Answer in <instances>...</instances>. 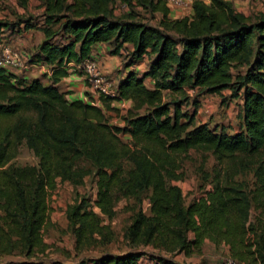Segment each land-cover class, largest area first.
<instances>
[{
    "label": "trees",
    "instance_id": "1",
    "mask_svg": "<svg viewBox=\"0 0 264 264\" xmlns=\"http://www.w3.org/2000/svg\"><path fill=\"white\" fill-rule=\"evenodd\" d=\"M30 1L17 3L27 9ZM116 1L161 14L159 26L131 14L116 17ZM37 2L44 10L46 40L31 63L52 67L49 84H43L46 75L29 82L0 67V255L18 251L30 259L44 253L50 193L59 182L82 183L93 173L101 215L108 220L117 215V192L139 202L149 192L150 214L136 211L125 231L126 253L50 264H140L149 256L141 247L189 257L206 243L228 247L237 264H264V221L252 220L253 208H264V13L252 22L224 0H193L192 17L172 20L164 0ZM56 24L59 29L53 31ZM11 26L0 22V34ZM98 44H108L114 56H126L117 96L99 95L100 104L93 97L69 100L60 87L69 64L91 58ZM146 60V70H138ZM187 89L197 97L231 90V97L242 101L239 131L195 125L200 104L193 101V114L183 110L190 100ZM165 92L179 101L166 102ZM114 101L133 104L122 115L123 125L112 124L108 115L121 113ZM24 145L37 157L36 166L11 164ZM191 150L211 155L228 170L217 171L212 187L201 186L202 194L186 204L182 189L171 182L181 180L178 159ZM240 156L253 161L259 185L254 191L231 171ZM125 160L132 164L129 171ZM69 219L78 244L95 234L101 236V246L113 241L114 233L85 198L70 209ZM151 257L158 264H182Z\"/></svg>",
    "mask_w": 264,
    "mask_h": 264
},
{
    "label": "rangeland",
    "instance_id": "2",
    "mask_svg": "<svg viewBox=\"0 0 264 264\" xmlns=\"http://www.w3.org/2000/svg\"><path fill=\"white\" fill-rule=\"evenodd\" d=\"M231 3L236 12L244 15L252 22H256L261 14L264 13V0H224ZM171 9L170 18L172 20L182 19L185 17H192V2H187L184 6L174 7L169 6ZM114 14L116 17L126 18L128 15H132V18L143 22L144 24L159 26L161 14H153L142 8H129L120 1L114 3ZM44 10L43 7L37 2V0H31L27 9L20 7L17 0H0V22L12 24L9 30H4L0 34V44H6L14 46L23 53H27L32 58L33 50H38L39 43L45 42L44 28L46 24L44 22ZM52 30L57 31L59 25L51 26ZM29 41H33V44L26 45ZM37 52V51H36ZM112 54L106 52L104 62L107 63ZM110 57V58H109ZM120 59H115V68L111 73H106V79L113 84V87H117L121 77L126 74L124 68L126 62V56H119ZM118 57V58H119ZM122 57V58H121ZM99 63V61H98ZM34 64V63H32ZM40 64V63H38ZM100 64V63H99ZM119 64V65H118ZM103 71L104 63L100 64ZM10 72L15 73L18 77L27 81H33L34 79H40V68L24 69H8ZM76 74L83 76L80 72ZM48 76V75H46ZM48 79L45 77L43 84H48ZM148 87H152L150 80L146 81ZM88 85V84H87ZM62 90H66L65 85H61ZM77 92V91H75ZM190 100L183 105V110L193 114L194 105L193 101L197 100L200 104L199 111L196 116V124L207 123L212 130L220 131L224 127L225 131L234 134L239 131L242 125V101L231 97V90L224 91L221 95H202L197 97V92L187 89ZM87 94V95H86ZM94 93H85L86 99H90ZM164 99L166 102L179 101L180 97L171 96L170 93H164ZM69 100H74L70 98ZM119 108V107H117ZM128 108H120V114L108 113L111 118V123L114 125H123L124 121L122 117L126 115ZM142 113V112H141ZM123 115V116H122ZM125 142H131L129 137H123ZM179 174L181 180L177 182H171L172 185L179 186L184 194L185 203L189 204L194 198L199 197L203 192V187H212L211 179L217 171L225 173L228 168L224 165L218 166L215 159L209 154H203L199 151L191 150L189 153L179 157ZM38 159L34 155L33 151L28 149L26 145L20 148L18 156L12 161V165L16 167L36 166ZM124 169L130 170L132 164L125 160ZM253 161L246 157H238L231 164L232 172L237 171L235 179L237 182L244 185L249 191H254L259 185L255 181L254 170L252 165ZM82 167L87 169H93L89 163H82ZM202 186V188H201ZM149 192L142 195L143 201L139 202L137 199L124 198L118 192L115 193L117 197L115 210L117 215L113 220H108L107 217L101 215L99 209L95 207V200L97 199V180L94 178L93 173L87 176L82 183H68L59 182L56 190L49 195V217L47 224L43 230L44 243L48 246V249L44 253H38L35 257L26 259L18 251L12 255H0V264H19L21 262H36L39 264H50L52 261H62L65 263L79 262L82 259L88 261H94L106 253L120 255L129 251L130 246L125 239V231L131 224L133 216L136 211L141 209L146 214H150V205L147 200ZM83 198L97 214L100 215L102 225L109 226L114 233L113 241L106 245L101 246L99 244L101 236L95 234L93 239H87L83 244H78L73 234V229L70 224L69 212L70 209L76 205L81 204ZM252 220L260 218L264 221V208H253ZM147 248V247H146ZM140 248V251L146 249ZM150 256H155L159 261L165 257H172L175 261L182 264H223L225 259L229 257L226 249H216L209 243H206L202 252L194 253L191 256H185L184 254L175 252L168 253L160 248L149 246L147 249ZM166 259V258H164Z\"/></svg>",
    "mask_w": 264,
    "mask_h": 264
},
{
    "label": "built area",
    "instance_id": "3",
    "mask_svg": "<svg viewBox=\"0 0 264 264\" xmlns=\"http://www.w3.org/2000/svg\"><path fill=\"white\" fill-rule=\"evenodd\" d=\"M168 6L181 7L187 2H192L193 0H164ZM71 66V67H70ZM0 67L6 69H30V68H40L46 72L52 73V67L46 64H32L31 58L28 54L21 52L14 46L0 44ZM69 67L72 68V73L77 71L83 74L88 86L98 95L104 97H116L117 87H113V84L106 79L101 65L94 58H88L80 64L70 63ZM69 68V69H70ZM224 264H237V262L228 257L225 259Z\"/></svg>",
    "mask_w": 264,
    "mask_h": 264
},
{
    "label": "crops",
    "instance_id": "4",
    "mask_svg": "<svg viewBox=\"0 0 264 264\" xmlns=\"http://www.w3.org/2000/svg\"><path fill=\"white\" fill-rule=\"evenodd\" d=\"M42 42V40H41ZM41 42L39 43V45L41 44ZM29 44H33V41H29L28 43H26V45H29ZM34 45V44H33ZM37 51V50H36ZM35 50H33L31 53V55H33L34 53H36ZM106 52H110V46H108V44H98L96 46H94L93 48V51H92V54H91V57L96 59L97 61H99L100 64L104 63V69L105 71H103L104 75H106V73H111L113 71V69H116L115 68V62L113 61H117L118 59H120L119 56H114L112 55L110 59H113V60H108L107 63L104 62V57L103 55L106 53ZM27 54V53H26ZM29 55V54H28ZM30 56V55H29ZM119 57V58H118ZM31 58V57H30ZM122 58V57H121ZM117 59V60H115ZM147 60L142 64L140 65L139 67H136L138 70H146V66H147ZM119 65V64H118ZM49 66V65H48ZM50 67V66H49ZM71 67V66H70ZM68 66V68H70ZM72 68L68 69V72H69V76L62 79V81L60 82V87L61 85H65L67 87V89L65 90V92L68 93V98H73V99H82L84 101H88V99H86L85 97V93H88V92H91V93H94L92 95L93 99L95 100L96 103L100 104V102L98 101V97L99 95L97 93H95L86 83L85 81V78L81 75H78L76 73H72ZM50 71V70H49ZM46 72L45 70H41V73H44V75H48L47 76V79L49 80L53 74V71L52 73L50 72ZM43 75V74H42ZM41 75V76H42ZM123 77H121L122 79ZM48 84H49V81H48ZM118 87V85H117ZM64 91V90H63ZM77 91V92H75ZM113 105L115 107H119L120 108H130L132 107V102L130 101H114L113 102ZM222 248L226 249V252L229 254V251H228V247L226 246H221ZM146 248V247H145ZM148 247L144 250H142L143 252H146L149 256H144L141 260H140V264H158L157 261H155L151 256L150 254L148 253L147 251ZM130 250V249H129ZM126 253V252H125ZM164 258L166 259H170L172 257H165Z\"/></svg>",
    "mask_w": 264,
    "mask_h": 264
}]
</instances>
